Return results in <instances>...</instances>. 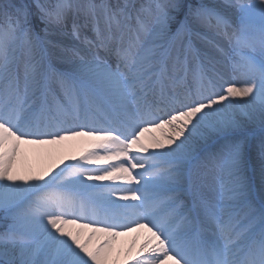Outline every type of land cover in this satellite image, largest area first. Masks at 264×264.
<instances>
[{
  "label": "snow or ice",
  "instance_id": "snow-or-ice-1",
  "mask_svg": "<svg viewBox=\"0 0 264 264\" xmlns=\"http://www.w3.org/2000/svg\"><path fill=\"white\" fill-rule=\"evenodd\" d=\"M129 258L264 264V0L0 2V264Z\"/></svg>",
  "mask_w": 264,
  "mask_h": 264
},
{
  "label": "bare ground",
  "instance_id": "bare-ground-1",
  "mask_svg": "<svg viewBox=\"0 0 264 264\" xmlns=\"http://www.w3.org/2000/svg\"><path fill=\"white\" fill-rule=\"evenodd\" d=\"M157 131H158V133H157ZM153 136L160 138V139H163L162 131L159 129H156V128H152L150 131L143 133L141 138L145 143H148L151 141ZM90 146H91L90 143L86 139L82 140V139L78 138V142H77L78 150H76L74 155H69V156H77L78 157L84 148H87ZM30 151L31 152L34 151L32 153H34L35 155H33ZM57 154H56L55 160L58 163L60 158H58ZM24 155H27L29 157L30 161H28L27 159L24 158L21 162L22 168H28L31 170L37 169L39 171L40 170L39 169L40 164H41V168H43V167H46L49 163L53 162L51 159H49V160H47L48 161L47 164L42 165V162H44V161H43V158L41 157V154H38L34 150V148H31L30 146L25 147ZM69 156H67V157H69ZM64 162L67 163L68 162L67 159H65ZM61 166H63V165L61 164ZM116 183H125V182L119 181ZM146 235H147L146 230H141L139 232L129 233L128 235L122 236L119 238V240L117 241V247L123 248L126 250L129 246L132 245V242L134 239H135L137 247H138L139 243L145 238ZM121 258H123V257H121ZM128 263L131 264V258H129Z\"/></svg>",
  "mask_w": 264,
  "mask_h": 264
},
{
  "label": "rangeland",
  "instance_id": "rangeland-1",
  "mask_svg": "<svg viewBox=\"0 0 264 264\" xmlns=\"http://www.w3.org/2000/svg\"><path fill=\"white\" fill-rule=\"evenodd\" d=\"M85 34L88 35L89 37H91V35H92L91 34V30L90 29L89 30H86L85 31ZM157 133H158V131H157ZM77 142H78V139L65 142V148L61 152H59L57 154L58 158H60V157H67L69 155H74L75 152H76V150H78ZM30 147L33 148V146H30ZM32 152H34V151H32ZM32 154L35 155L34 153H32ZM41 157L43 158V161H44V162H42V165L43 164H47V162H48L47 160H49V158L45 154H41ZM24 158L27 159L28 161H30V159H29V157L27 155H24L23 159ZM39 169H41V164L39 165ZM34 171H38V170L36 169ZM128 264H130V263H128Z\"/></svg>",
  "mask_w": 264,
  "mask_h": 264
},
{
  "label": "trees",
  "instance_id": "trees-1",
  "mask_svg": "<svg viewBox=\"0 0 264 264\" xmlns=\"http://www.w3.org/2000/svg\"><path fill=\"white\" fill-rule=\"evenodd\" d=\"M0 2H3V0H0Z\"/></svg>",
  "mask_w": 264,
  "mask_h": 264
}]
</instances>
